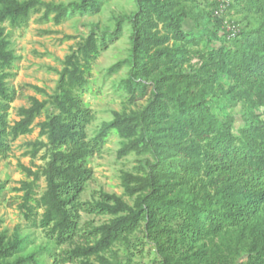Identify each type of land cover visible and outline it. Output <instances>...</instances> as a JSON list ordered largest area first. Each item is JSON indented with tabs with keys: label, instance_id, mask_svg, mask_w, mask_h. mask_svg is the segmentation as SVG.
Wrapping results in <instances>:
<instances>
[{
	"label": "trees",
	"instance_id": "trees-1",
	"mask_svg": "<svg viewBox=\"0 0 264 264\" xmlns=\"http://www.w3.org/2000/svg\"><path fill=\"white\" fill-rule=\"evenodd\" d=\"M135 5L110 35L130 27V56L110 70L128 63L121 84L130 102L146 98V103L115 112L92 139L87 126L95 114L82 91L106 38L94 31L84 38L66 56L50 99L31 96L10 124L16 92L8 80L16 55L0 28V156H8L11 141L33 132L47 104L55 109L38 123L45 140L31 143L33 158L46 150L45 165L38 170L20 165L28 177L17 189L23 192L20 209L28 220L42 209L40 225L48 236L71 246L62 263L117 264V253H109L122 244L132 264L135 252L150 244L155 264H264V0H231L222 16L215 14L219 0H135ZM100 9V0H0V23L20 27L40 13L42 20L60 24L70 14ZM228 17L240 26L230 39ZM186 20L194 31L184 28ZM214 102L241 103V127L236 129L234 114L216 115ZM112 131L125 139L119 157H145L135 172L121 177L133 202L104 192L81 202L93 177L89 159ZM41 178L46 188L38 196ZM82 211L111 218L80 233ZM21 249V241L0 234V264H40L34 255L11 260Z\"/></svg>",
	"mask_w": 264,
	"mask_h": 264
},
{
	"label": "rangeland",
	"instance_id": "rangeland-1",
	"mask_svg": "<svg viewBox=\"0 0 264 264\" xmlns=\"http://www.w3.org/2000/svg\"><path fill=\"white\" fill-rule=\"evenodd\" d=\"M55 3H71L79 0H44ZM99 12L86 15L70 14L60 24L52 20L44 21L40 13H33L27 23L20 27H13L9 21L0 23V28H5V34L11 42V49L16 55V60L11 72L14 74L8 84L16 92V99L11 104L9 111V123L14 124L19 120V108L30 105V97L35 96L40 100H49L56 91L59 72L64 67V61L72 49H76L92 31L98 36L105 37L107 46L92 64L88 83L82 91V97L89 103L95 118L87 126L88 138L92 139L102 128L104 123L114 118L115 112H129L138 109L146 103V98L134 103L129 101V95L121 84L127 77L129 64L125 63L121 68L111 71L110 68L121 61L128 60L131 50V31L125 26L117 37L110 39L118 18L131 14L135 9V0H100ZM213 1V0H211ZM235 18L236 15H231ZM230 17V18H231ZM186 30H195L191 20L184 23ZM42 89L43 92L37 90ZM213 112L222 117L231 113L236 117V129L243 124L241 103L227 106L226 103L212 104ZM55 111L51 104H47L45 110L35 120L34 130L30 134L21 135L11 141V151L7 157L0 156V183L3 189L0 192V234L5 235L7 241L18 239L22 249L11 260L20 257L34 255L40 264H79L76 262L62 263L61 257L71 246L69 244L58 245L50 238L40 225L42 209L33 220H28L20 209L22 202L21 182L27 180L26 173L20 165L41 169L45 165V149H42L37 157L30 154L32 144L39 137L38 123L44 121L48 114ZM125 139L116 131H112L99 153L89 159V166L93 169V177L81 194V202H92L100 199L101 194H117L129 203L133 199L128 197L122 186V174L125 171L135 172L144 156L130 153L124 157L118 156V151L123 146ZM46 188V181L41 178L37 189L40 196ZM111 218L110 215L91 214L82 211L80 218V233H86L91 226L100 225ZM82 241L83 237L77 238ZM142 251L135 252L132 264H155L154 247L145 244ZM117 253V264H128V250L122 244H117L110 256ZM108 254V255H109ZM30 263V261H29Z\"/></svg>",
	"mask_w": 264,
	"mask_h": 264
},
{
	"label": "built area",
	"instance_id": "built-area-1",
	"mask_svg": "<svg viewBox=\"0 0 264 264\" xmlns=\"http://www.w3.org/2000/svg\"><path fill=\"white\" fill-rule=\"evenodd\" d=\"M231 0H219V5L215 9V14L222 16L226 11ZM224 27L227 32L228 39L233 38L240 30V26L235 21L231 20L229 17L224 20Z\"/></svg>",
	"mask_w": 264,
	"mask_h": 264
}]
</instances>
